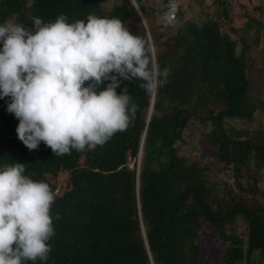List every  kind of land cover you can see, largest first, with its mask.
I'll list each match as a JSON object with an SVG mask.
<instances>
[{
  "label": "trees",
  "instance_id": "trees-1",
  "mask_svg": "<svg viewBox=\"0 0 264 264\" xmlns=\"http://www.w3.org/2000/svg\"><path fill=\"white\" fill-rule=\"evenodd\" d=\"M108 1L105 8L99 0H0V24L13 20L29 29L33 17L51 22L64 14L70 23L89 14L117 17L149 39L160 68L170 70L155 95L141 81L121 82L117 92L127 86L138 105L135 120L94 151L57 156L43 142L30 151L7 111L10 98H0V165L23 163L30 178L57 187L52 215L61 218L53 220L49 258L24 264H262L264 141L256 143L252 129H227L224 121L254 120L264 105L246 77L249 45L231 38L234 30L220 21L224 0H211L218 11L203 19L195 17L204 0L190 14L178 0L175 22L167 26L165 0H157L160 8L149 0H133L136 7L131 0ZM190 122L199 129L189 131ZM197 130L208 158L204 151L197 158L179 153L182 134ZM237 220L243 229L236 232Z\"/></svg>",
  "mask_w": 264,
  "mask_h": 264
},
{
  "label": "clouds",
  "instance_id": "clouds-1",
  "mask_svg": "<svg viewBox=\"0 0 264 264\" xmlns=\"http://www.w3.org/2000/svg\"><path fill=\"white\" fill-rule=\"evenodd\" d=\"M162 20L171 25L179 8L168 0ZM149 39L132 34L121 19L89 14L68 22L32 18V29L0 24V98L19 123L27 149L43 142L57 156L94 151L134 122L138 105L122 81H141L155 95L168 82ZM109 81L106 87L100 85ZM25 164L0 165V264L47 261L55 235L52 206L57 193L25 174Z\"/></svg>",
  "mask_w": 264,
  "mask_h": 264
},
{
  "label": "rangeland",
  "instance_id": "rangeland-1",
  "mask_svg": "<svg viewBox=\"0 0 264 264\" xmlns=\"http://www.w3.org/2000/svg\"><path fill=\"white\" fill-rule=\"evenodd\" d=\"M103 6L109 7V1L99 0ZM155 8H160L161 3L157 0H149ZM197 0H181L180 8L186 11L187 14L198 11ZM203 11L198 14L195 18H202L205 14H213L216 10V4L211 3V0H204L201 7ZM224 10L226 11L225 19L220 18V21H226L224 24L225 28H231L234 32H230V37L235 39L237 36L244 38L245 42L249 45L247 49V56L250 67L246 70V77L250 82V92L254 98H259L260 102L264 105V0H224ZM246 20L250 21V25L245 27L244 23ZM137 22H133L132 26ZM148 25L152 24L148 22ZM256 23H260V26L256 28ZM255 25V26H254ZM145 31L146 24L142 23ZM257 34L255 40L254 35ZM240 47V42L236 43V50ZM261 82L258 86V82ZM250 94V95H251ZM224 125L227 129H240L248 128L251 131V138L256 142L264 141V108L256 111L254 114V120L246 121L243 118H230L224 121ZM198 125L190 122L187 125L189 131L199 129ZM208 128V125H207ZM206 130V129H205ZM182 134L184 141L180 144L179 153L188 154V157L197 158L200 151L208 152L206 144L202 141L201 134ZM211 154L207 153L205 158L210 157ZM202 162V161H201ZM210 166H214L217 170L219 169L214 163H209ZM218 176L221 172H218ZM260 174H263L260 172ZM263 177V175H260ZM224 177V176H223ZM260 199V198H258ZM234 230L237 232L242 230L243 225L240 220H237L233 224ZM219 254L217 255V258Z\"/></svg>",
  "mask_w": 264,
  "mask_h": 264
},
{
  "label": "built area",
  "instance_id": "built-area-1",
  "mask_svg": "<svg viewBox=\"0 0 264 264\" xmlns=\"http://www.w3.org/2000/svg\"><path fill=\"white\" fill-rule=\"evenodd\" d=\"M167 3H168V0H165V4L166 5H167ZM54 179H55V183L57 185H59L61 183V181H62V175L61 174H58ZM53 190L56 192L57 187H55ZM262 264H264V262Z\"/></svg>",
  "mask_w": 264,
  "mask_h": 264
},
{
  "label": "water",
  "instance_id": "water-1",
  "mask_svg": "<svg viewBox=\"0 0 264 264\" xmlns=\"http://www.w3.org/2000/svg\"><path fill=\"white\" fill-rule=\"evenodd\" d=\"M131 1H132V3H133L134 6H135L134 1H133V0H131ZM135 7H136V6H135ZM139 17H140L141 22L144 23L142 17L140 16V14H139ZM140 153H141V149H139V151H138V156H139Z\"/></svg>",
  "mask_w": 264,
  "mask_h": 264
}]
</instances>
